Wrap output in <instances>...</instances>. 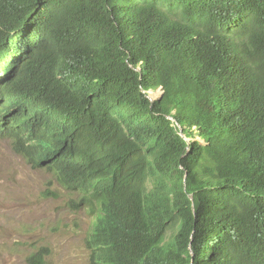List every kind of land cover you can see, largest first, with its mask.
Segmentation results:
<instances>
[{
    "label": "trees",
    "instance_id": "1",
    "mask_svg": "<svg viewBox=\"0 0 264 264\" xmlns=\"http://www.w3.org/2000/svg\"><path fill=\"white\" fill-rule=\"evenodd\" d=\"M71 95L92 126H28ZM0 137L93 212L92 264H264V0H0Z\"/></svg>",
    "mask_w": 264,
    "mask_h": 264
},
{
    "label": "rangeland",
    "instance_id": "2",
    "mask_svg": "<svg viewBox=\"0 0 264 264\" xmlns=\"http://www.w3.org/2000/svg\"><path fill=\"white\" fill-rule=\"evenodd\" d=\"M158 92L148 93L156 99ZM66 101H50L33 109L28 126L42 129L39 135L48 140L56 132H71L76 125L92 126L87 101L73 95ZM44 126L51 127L49 134ZM75 199L53 171L34 167L12 139L0 137V264H29L28 257L39 251L45 254L46 264H92L85 241L96 217L85 206L73 207ZM170 234L167 231L166 239Z\"/></svg>",
    "mask_w": 264,
    "mask_h": 264
},
{
    "label": "clouds",
    "instance_id": "3",
    "mask_svg": "<svg viewBox=\"0 0 264 264\" xmlns=\"http://www.w3.org/2000/svg\"><path fill=\"white\" fill-rule=\"evenodd\" d=\"M135 69H137V70H139L140 68H135ZM162 89V90H161ZM150 91H162L161 92V94L158 96V97H160V96H162V94L164 93V88L162 87V86H159L158 88H156V89H153V90H150ZM145 93H146V96L148 97V99L149 100H151V101H154L155 99H153V97L148 93L149 91H144ZM157 99V98H156ZM32 113V112H31ZM31 113H30V115L28 116V118H31L32 116H31ZM33 114V113H32ZM167 117L169 118V119H171V120H173L174 122H175V124H176V126H178V128L180 129V134L189 142V140H190V138H188V137H186L185 136V134L183 133V128H182V126H181V124L177 121V119L175 118V116L173 115V114H167ZM31 121V120H30ZM29 121V122H30ZM36 122H39V123H41V120L40 119H37L36 120ZM43 127V126H42Z\"/></svg>",
    "mask_w": 264,
    "mask_h": 264
},
{
    "label": "bare ground",
    "instance_id": "4",
    "mask_svg": "<svg viewBox=\"0 0 264 264\" xmlns=\"http://www.w3.org/2000/svg\"><path fill=\"white\" fill-rule=\"evenodd\" d=\"M154 99V98H153Z\"/></svg>",
    "mask_w": 264,
    "mask_h": 264
}]
</instances>
